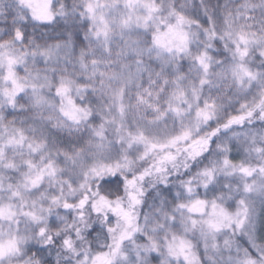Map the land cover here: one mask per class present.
Segmentation results:
<instances>
[{
    "label": "snow or ice",
    "instance_id": "6c2138e0",
    "mask_svg": "<svg viewBox=\"0 0 264 264\" xmlns=\"http://www.w3.org/2000/svg\"><path fill=\"white\" fill-rule=\"evenodd\" d=\"M0 264H264V0H0Z\"/></svg>",
    "mask_w": 264,
    "mask_h": 264
}]
</instances>
